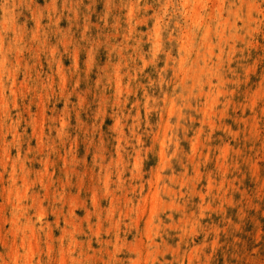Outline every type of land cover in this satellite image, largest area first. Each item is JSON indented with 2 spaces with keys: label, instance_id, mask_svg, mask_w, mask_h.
I'll use <instances>...</instances> for the list:
<instances>
[{
  "label": "rangeland",
  "instance_id": "374dc122",
  "mask_svg": "<svg viewBox=\"0 0 264 264\" xmlns=\"http://www.w3.org/2000/svg\"><path fill=\"white\" fill-rule=\"evenodd\" d=\"M0 264H264V0H0Z\"/></svg>",
  "mask_w": 264,
  "mask_h": 264
},
{
  "label": "bare ground",
  "instance_id": "6f19581e",
  "mask_svg": "<svg viewBox=\"0 0 264 264\" xmlns=\"http://www.w3.org/2000/svg\"><path fill=\"white\" fill-rule=\"evenodd\" d=\"M182 59V58H181ZM182 110V109H181Z\"/></svg>",
  "mask_w": 264,
  "mask_h": 264
}]
</instances>
